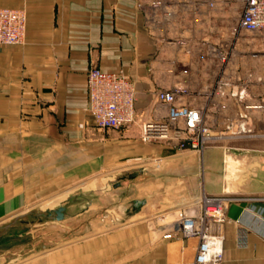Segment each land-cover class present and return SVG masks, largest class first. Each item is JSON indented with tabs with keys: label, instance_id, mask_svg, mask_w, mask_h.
Masks as SVG:
<instances>
[{
	"label": "crops",
	"instance_id": "1",
	"mask_svg": "<svg viewBox=\"0 0 264 264\" xmlns=\"http://www.w3.org/2000/svg\"><path fill=\"white\" fill-rule=\"evenodd\" d=\"M231 4L0 0V8L24 10L28 19L23 44L0 45V226L103 178L128 194L141 191L128 203L116 201L121 210L111 221L61 226L66 234L59 244L46 235L39 251L32 250L39 236L29 240L35 244L7 245L4 254L22 247L32 257L72 235L59 254L25 264H192L199 239L164 240L158 218L177 220L205 193L231 200L227 221L214 228L224 236L223 264H264V34L230 38ZM92 68L123 70L131 78L133 124L96 125L87 87ZM159 91L176 92L177 107L204 114L215 135L208 148L181 145L185 130L144 140L145 125L168 116ZM61 206L48 211L55 216ZM68 217L66 207L58 223ZM98 221L106 231L96 233Z\"/></svg>",
	"mask_w": 264,
	"mask_h": 264
},
{
	"label": "built area",
	"instance_id": "2",
	"mask_svg": "<svg viewBox=\"0 0 264 264\" xmlns=\"http://www.w3.org/2000/svg\"><path fill=\"white\" fill-rule=\"evenodd\" d=\"M209 5L214 7L213 3ZM200 6L202 4L197 1L196 7ZM233 8L236 21L230 27L231 38L243 34H264V0H236L228 11ZM27 21L24 10L0 8V45L23 44ZM87 87L89 111L99 128L118 129L134 123L136 90L133 81L123 70L106 72L92 68L87 75ZM156 98L168 107V116L161 122L146 124L144 140L169 139L173 135L181 136L185 130L188 137L181 145L188 143L190 148L199 151L208 148L215 135L200 110L177 107V93L174 91H159ZM180 122L184 123V129L178 127ZM242 131L248 133L245 128ZM230 201L224 196L213 197L202 193L193 200L192 211L185 210L173 222L171 231L163 235V239L198 238L200 243L192 264H223L224 236L214 228L227 221L226 208Z\"/></svg>",
	"mask_w": 264,
	"mask_h": 264
},
{
	"label": "rangeland",
	"instance_id": "3",
	"mask_svg": "<svg viewBox=\"0 0 264 264\" xmlns=\"http://www.w3.org/2000/svg\"><path fill=\"white\" fill-rule=\"evenodd\" d=\"M231 1L235 3L236 0H231ZM234 10L235 9L233 8V10L229 12V20H228L229 27H231L233 23H235L236 21L235 20L236 15ZM229 36L230 38L232 37L231 34ZM114 184L115 183L113 182V180H109L108 178H103L102 181L97 184H94L93 182L87 183L80 188H74L70 190L69 193L61 197H57L51 200L50 202L43 204L42 206L40 205L37 206L36 208L30 209L26 215L20 216L15 222V224L12 223L13 226L12 225L9 226L10 229L5 228L4 227L6 226L5 224L1 225L0 226V264H10L11 261H16V260L18 261L24 259L27 260L19 264L30 263L40 258L43 259V257L50 255L54 250L55 251L57 250L58 252L56 253L59 254L60 247L62 248L63 246L67 245L68 243L66 244L65 241L72 238V235L65 237L66 240H63L64 242H62L64 243V245L55 248L54 250L44 251L32 257H30L29 254H26L29 252V248L23 249L22 247L21 248L16 247L9 253L7 252V254H4V251L6 250L5 247L7 245H13L19 242L23 244L24 243L35 244L36 242H29V240L32 241L33 238L36 239L37 237L42 236L40 240L37 239V245L31 247L32 250L39 251L41 244H44L43 239L44 236L46 235L51 237L56 243L59 244L61 243L60 235H63L64 231H66L61 226H67L69 227V230H73L82 222L87 224L91 220H96V219L99 220L102 218L110 220L111 219L110 216L112 215L114 216V214H119L121 210L120 208H116L117 207V205H115L116 201L117 202L124 201V203H128L132 199V197L141 195V191L139 187L133 189L128 194L125 189L115 188ZM52 202H54V204L52 205L49 204ZM61 205L67 207L69 214L68 221L65 223L62 222L63 224L61 222L58 223V221L55 219V216L52 213H50V211H48L49 209H54L57 206H61ZM70 217L72 218V220L70 219ZM158 221H159V228L163 232L162 233V238H163V235L165 233L171 231L173 222H176V215L170 216L168 219L159 217ZM10 222H7L6 224ZM96 223H97L96 226H100L102 224L99 221L95 222V224ZM101 226L100 229L96 231V233H101V229L106 231V227L104 228L105 222L103 223V226L102 227ZM118 226H121V224ZM30 230H32V233L29 234ZM19 236H23L24 238L16 240L17 238H21ZM76 240L77 239H75L74 241ZM71 245H76V244H71ZM22 249L24 251L19 254L21 256H18L19 250Z\"/></svg>",
	"mask_w": 264,
	"mask_h": 264
},
{
	"label": "water",
	"instance_id": "4",
	"mask_svg": "<svg viewBox=\"0 0 264 264\" xmlns=\"http://www.w3.org/2000/svg\"><path fill=\"white\" fill-rule=\"evenodd\" d=\"M140 202H136L135 205L137 206ZM65 212H66V207L61 206L58 209L55 210V219L57 221H62L65 219Z\"/></svg>",
	"mask_w": 264,
	"mask_h": 264
},
{
	"label": "bare ground",
	"instance_id": "5",
	"mask_svg": "<svg viewBox=\"0 0 264 264\" xmlns=\"http://www.w3.org/2000/svg\"><path fill=\"white\" fill-rule=\"evenodd\" d=\"M230 161H231V160H230ZM229 164H230V166H231V165H232V162H230ZM230 166H229V167H230ZM229 170H230V169H229ZM129 219H130V218H129ZM122 222L124 223L125 221H122ZM122 222H121V223H122Z\"/></svg>",
	"mask_w": 264,
	"mask_h": 264
}]
</instances>
